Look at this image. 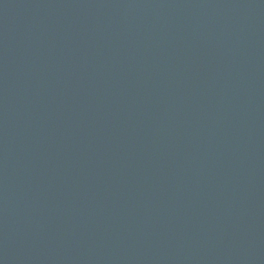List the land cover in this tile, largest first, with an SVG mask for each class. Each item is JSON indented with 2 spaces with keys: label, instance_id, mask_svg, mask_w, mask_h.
Wrapping results in <instances>:
<instances>
[{
  "label": "water",
  "instance_id": "obj_1",
  "mask_svg": "<svg viewBox=\"0 0 264 264\" xmlns=\"http://www.w3.org/2000/svg\"><path fill=\"white\" fill-rule=\"evenodd\" d=\"M0 264H264V0H0Z\"/></svg>",
  "mask_w": 264,
  "mask_h": 264
}]
</instances>
